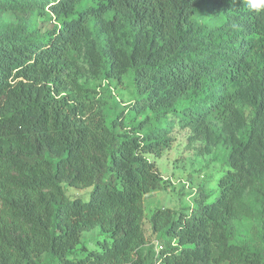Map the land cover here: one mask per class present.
<instances>
[{
	"label": "trees",
	"instance_id": "1",
	"mask_svg": "<svg viewBox=\"0 0 264 264\" xmlns=\"http://www.w3.org/2000/svg\"><path fill=\"white\" fill-rule=\"evenodd\" d=\"M4 13L16 23L0 27V264H264V245L234 241L239 199L264 178V12L247 0H0ZM34 18L55 24L42 31ZM94 21L126 38L85 56L95 77L120 85L132 74L131 109L152 112L132 127L123 112L106 121L71 70ZM166 116L200 133L217 119L229 170L213 201L152 212L165 244L155 253L143 197L163 185L147 156L170 147ZM261 208L264 225V198ZM94 229L104 238L86 249Z\"/></svg>",
	"mask_w": 264,
	"mask_h": 264
},
{
	"label": "rangeland",
	"instance_id": "2",
	"mask_svg": "<svg viewBox=\"0 0 264 264\" xmlns=\"http://www.w3.org/2000/svg\"><path fill=\"white\" fill-rule=\"evenodd\" d=\"M113 14L104 17L107 19ZM16 23L11 13L0 15V27ZM98 21L91 22L88 26V35L82 43V53L71 64V70L78 77L80 84L84 85L95 99L100 103V108L105 114L106 121L114 118L119 113H124V123L132 127L143 119L151 118L152 112L144 110L141 114H135L131 107L136 104L138 96L132 82V74L123 76L122 82L106 81L103 77H95L90 68V62L85 52L93 43L111 41L115 46L125 43V36L121 33H105L98 28ZM41 24L42 31L51 28V23L43 22L41 19H32L30 25L35 27ZM242 116L245 121L251 117L250 110L243 104ZM163 125L170 129L169 137L171 143L169 149L165 150L160 158L147 156L154 160L156 167L163 179L160 190H154L143 197V230L147 240V246L153 247L155 253L165 244L160 241L157 234H153L150 226V215L156 208H170L174 211L190 212L195 208L198 201L211 202L218 192V180L229 170L226 164V156L229 145L222 138H215L214 133L220 131L221 123L215 119H209L210 130L207 133L194 132L192 127L183 128L172 116L162 119ZM246 128L235 132L236 137L242 138ZM212 137H211V136ZM86 190H76L67 187L66 195L70 198H88ZM264 198V178L255 181L249 188L246 187L239 199L244 212L234 222V241L245 244L251 249H259L264 245L261 233L264 225L260 220L261 199ZM188 207V208H187ZM187 209V210H186ZM104 238V235L94 229L84 232L80 238V244L86 249L96 246V243Z\"/></svg>",
	"mask_w": 264,
	"mask_h": 264
},
{
	"label": "clouds",
	"instance_id": "3",
	"mask_svg": "<svg viewBox=\"0 0 264 264\" xmlns=\"http://www.w3.org/2000/svg\"><path fill=\"white\" fill-rule=\"evenodd\" d=\"M247 8L250 12H264V0H247Z\"/></svg>",
	"mask_w": 264,
	"mask_h": 264
},
{
	"label": "built area",
	"instance_id": "4",
	"mask_svg": "<svg viewBox=\"0 0 264 264\" xmlns=\"http://www.w3.org/2000/svg\"><path fill=\"white\" fill-rule=\"evenodd\" d=\"M161 248V247H160Z\"/></svg>",
	"mask_w": 264,
	"mask_h": 264
}]
</instances>
